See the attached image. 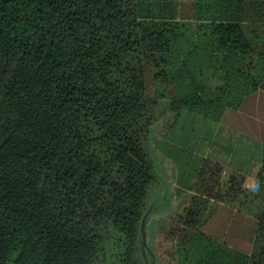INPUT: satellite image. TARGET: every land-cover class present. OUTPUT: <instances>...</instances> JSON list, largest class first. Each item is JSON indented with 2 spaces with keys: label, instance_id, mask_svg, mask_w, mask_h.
I'll use <instances>...</instances> for the list:
<instances>
[{
  "label": "trees",
  "instance_id": "obj_1",
  "mask_svg": "<svg viewBox=\"0 0 264 264\" xmlns=\"http://www.w3.org/2000/svg\"><path fill=\"white\" fill-rule=\"evenodd\" d=\"M263 102L264 0H0V264H155L149 229L264 264V169L254 193L196 147L263 134ZM153 148L186 204L151 222Z\"/></svg>",
  "mask_w": 264,
  "mask_h": 264
},
{
  "label": "rangeland",
  "instance_id": "obj_2",
  "mask_svg": "<svg viewBox=\"0 0 264 264\" xmlns=\"http://www.w3.org/2000/svg\"><path fill=\"white\" fill-rule=\"evenodd\" d=\"M261 105L260 113L264 115V102ZM166 133H168L167 130L163 132L161 137ZM193 137L191 136L192 141L195 139ZM196 147L201 151L199 153L220 161L232 169H239L244 172H248L249 170L255 171L257 167L264 169V133L260 136L251 134L248 137L241 134L240 131H231L228 128L222 127L220 130H217V133L213 135L210 141L206 140L200 145H196ZM153 149L157 155L159 182L153 188L152 195L153 197L158 195L164 199V195H166L165 188H168L170 190V199L168 205H164L160 213L157 214L158 216L154 215L151 217V222H154L159 217L164 218L176 215L178 212H181L184 204H186V195L180 196L177 193L178 185L176 177L178 171L175 164L169 158L162 155L159 150ZM248 184L250 187L249 191L254 193L259 191V181H257L255 187H252L254 184L252 185L251 182ZM147 241L148 243L152 242L151 246L156 255L155 264H176L173 257L174 243L166 234L156 232L152 236L151 229H149Z\"/></svg>",
  "mask_w": 264,
  "mask_h": 264
},
{
  "label": "crops",
  "instance_id": "obj_3",
  "mask_svg": "<svg viewBox=\"0 0 264 264\" xmlns=\"http://www.w3.org/2000/svg\"><path fill=\"white\" fill-rule=\"evenodd\" d=\"M261 169V167H257V168H255V171H248V172H244V171H241V172H243V173H245V174H247V183H246V187H247V189H250V187H249V182H251L252 183V187H255V184L257 183V173L259 172V170ZM239 170V169H238Z\"/></svg>",
  "mask_w": 264,
  "mask_h": 264
},
{
  "label": "built area",
  "instance_id": "obj_4",
  "mask_svg": "<svg viewBox=\"0 0 264 264\" xmlns=\"http://www.w3.org/2000/svg\"><path fill=\"white\" fill-rule=\"evenodd\" d=\"M264 242V241H263Z\"/></svg>",
  "mask_w": 264,
  "mask_h": 264
}]
</instances>
